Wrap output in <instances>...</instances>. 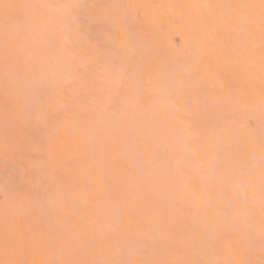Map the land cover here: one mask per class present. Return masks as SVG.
<instances>
[{"label":"snow or ice","instance_id":"6c2138e0","mask_svg":"<svg viewBox=\"0 0 264 264\" xmlns=\"http://www.w3.org/2000/svg\"><path fill=\"white\" fill-rule=\"evenodd\" d=\"M157 10L188 28L198 93L182 95L153 51ZM201 105L216 119L197 132L185 118ZM0 128L5 169L28 178L0 186V264H264V0H0ZM181 145L176 175L199 170L205 191L184 196L209 221L182 245L150 199L160 148ZM221 217L237 225L227 244Z\"/></svg>","mask_w":264,"mask_h":264},{"label":"bare ground","instance_id":"6f19581e","mask_svg":"<svg viewBox=\"0 0 264 264\" xmlns=\"http://www.w3.org/2000/svg\"><path fill=\"white\" fill-rule=\"evenodd\" d=\"M81 2L92 3L102 2V0H81ZM103 2L171 4L192 2V0H103ZM200 2H207V0H200ZM217 2H256V0H217ZM88 21L89 20H85L86 23ZM130 24L134 26L136 30H140V26L137 25L134 18L130 21ZM96 31L97 30H95V32ZM151 31L153 39V51L158 55L159 63L163 66L168 76L175 79L177 84L183 83L181 94L184 95L189 92L198 93L204 87L202 79L206 80V76L203 73H194L195 50L190 47L184 46L185 41H188L190 39V34L185 23L180 19L174 18V13L172 12L157 10L156 18L151 25ZM98 33L99 34L97 36L100 35L99 37L102 38V32L98 30ZM233 79H235V77H233ZM240 118L241 121H243L244 117L242 115ZM215 119L216 113L211 108L206 109L201 105L199 108L194 106L192 110L186 114L185 123L191 125L193 131L198 132L202 128L210 127L214 123ZM1 129L0 135H2ZM34 130L36 132L38 131L34 127L33 129L29 130V134L35 137L39 135L37 140L42 139L44 133H42V131H38L39 133H41L39 134L37 132L38 134L35 135L36 132ZM191 147V145H188V149H190ZM177 151L185 152L187 151V149H185L183 145H181L176 151H173L170 148L166 149L164 146L160 148L159 159L157 163L160 167L162 179L160 184L152 189L150 193V199L153 202V211L155 216L157 217L158 222L162 219L163 222L167 223L170 233L175 235L176 243L182 245L185 242L191 243L193 239L198 241L199 238L204 235L209 221L205 215V212L201 210L199 213H197L195 207L192 206L184 196L185 193L190 191L202 193L205 191V187L203 181L200 179L199 170L195 167L191 171L184 170L182 176L176 175ZM80 152H83V148H81ZM37 153L38 152H36V154ZM34 158H37V156H34ZM11 165L9 171L11 169H13L12 171H14V168H11ZM165 172H167L168 176L171 177V182H169L168 179L164 178ZM14 173L16 172L14 171ZM19 178L20 177H18V179ZM24 182L26 183V181ZM218 193L219 187L213 182L210 196L214 204L220 202L217 200ZM114 203H117L116 198H114ZM120 203H122L126 209L131 210L130 202L120 201ZM70 211H75V209H72ZM89 211L90 210L87 208H80V216L87 215ZM57 223H59V220H57ZM236 227L237 225L233 221L226 222L222 217L218 220H214L212 223V228L216 230V235L225 244L237 238ZM105 231H110V228L106 226ZM143 239H145L148 247H152L151 239Z\"/></svg>","mask_w":264,"mask_h":264},{"label":"rangeland","instance_id":"374dc122","mask_svg":"<svg viewBox=\"0 0 264 264\" xmlns=\"http://www.w3.org/2000/svg\"><path fill=\"white\" fill-rule=\"evenodd\" d=\"M85 20L87 21V19H85ZM84 23H85L86 26H87V24L90 23V22L88 21V22L86 23V22L84 21ZM95 30H97V31L95 32ZM95 30H93V35H94V36H97V35L99 34V33H98V30H99V29H95ZM99 31H100V30H99ZM94 33H95V34H94ZM99 36H100V35H99ZM99 36H98V37H99ZM0 129H1V128H0ZM32 129H33V128H32ZM1 130H2V129H1ZM36 130H38V131H42L41 129H38V128H36ZM34 131H35V130H34ZM38 131H37V132H38ZM35 132H36V131H35ZM35 132H34V133H35ZM37 132H36L35 135H37V134L39 133V132H38V133H37ZM40 133H41V132H40ZM40 133H39V134H40ZM42 133H43V131H42ZM1 134H2V133H1ZM36 137H37L36 139H38L39 135L36 136ZM36 152H37V151H36L34 148L31 149V150H30V154H31V155H29L28 159L31 160L32 158H33V159H37V158H39V156H38L39 153L36 154ZM34 154H36V155H34ZM33 155H34L35 157L37 156V158H34ZM31 157H32V158H31ZM2 163H3V161L0 160V164H1L0 167H1V166L4 167V169H3V167L0 168V169L2 170V171L0 170V174H1V175H0V186L3 185L6 176H9V175L13 172V173L11 174V176L14 177V175L16 174L15 177H14V179H15V184H17L18 187H28V183H27V182H28V178L25 177V176L23 175V173H21V172L17 173V171H16V169H15V168H16V165H14V167H13V165L10 164V165H11V168H14V171L16 172V173H14V171H12L13 169H11V170L9 171V169H10V165H9V167H8V171H7V169H5V166H4ZM4 170H5L6 172H8L9 174L6 173ZM4 172H5V173H4ZM3 174H4V175H3ZM17 175H18V176H17ZM19 175H21L22 177L19 176ZM23 176H24V177H23ZM2 177H5V178H2ZM18 177H20V178L18 179ZM3 180H4V181H3ZM17 180H18V181H17ZM24 181H26L27 184H26ZM16 182H17V183H16ZM18 182H19L20 184H19ZM22 182H23L24 184H23ZM22 184H23V185H22ZM21 185H22V186H21ZM26 185H27V186H26Z\"/></svg>","mask_w":264,"mask_h":264}]
</instances>
